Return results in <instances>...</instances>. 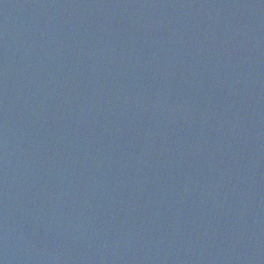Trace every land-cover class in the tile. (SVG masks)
Instances as JSON below:
<instances>
[{
  "label": "water",
  "instance_id": "obj_1",
  "mask_svg": "<svg viewBox=\"0 0 264 264\" xmlns=\"http://www.w3.org/2000/svg\"><path fill=\"white\" fill-rule=\"evenodd\" d=\"M0 264H264V0H0Z\"/></svg>",
  "mask_w": 264,
  "mask_h": 264
}]
</instances>
